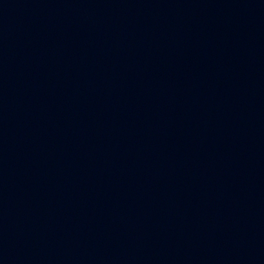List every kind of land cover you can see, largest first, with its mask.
<instances>
[{"label": "water", "instance_id": "1", "mask_svg": "<svg viewBox=\"0 0 264 264\" xmlns=\"http://www.w3.org/2000/svg\"><path fill=\"white\" fill-rule=\"evenodd\" d=\"M0 264H264V0H0Z\"/></svg>", "mask_w": 264, "mask_h": 264}]
</instances>
